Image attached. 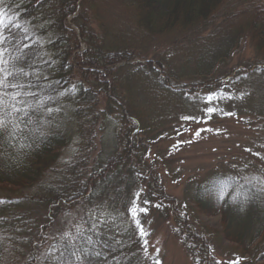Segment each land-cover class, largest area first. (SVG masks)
Instances as JSON below:
<instances>
[{
  "label": "trees",
  "instance_id": "1",
  "mask_svg": "<svg viewBox=\"0 0 264 264\" xmlns=\"http://www.w3.org/2000/svg\"><path fill=\"white\" fill-rule=\"evenodd\" d=\"M101 8L110 15L97 32L86 11ZM248 42L254 57L231 65ZM229 83L261 93L252 144L189 180L185 198L221 217L207 229L239 253L230 264H264V0H0V264H162L148 246L152 208L181 224L193 264H223L153 155L203 125L198 102ZM159 99L183 117L166 124L171 111L149 107ZM103 131L108 148L92 165ZM75 138L84 146L61 166Z\"/></svg>",
  "mask_w": 264,
  "mask_h": 264
},
{
  "label": "rangeland",
  "instance_id": "2",
  "mask_svg": "<svg viewBox=\"0 0 264 264\" xmlns=\"http://www.w3.org/2000/svg\"><path fill=\"white\" fill-rule=\"evenodd\" d=\"M86 12V16L90 18V26L100 32L98 19L108 18L110 15L108 10L103 8L88 9ZM84 50L85 46L82 45L80 52ZM186 57L188 56L185 53L172 54L169 56V61L174 65H181L185 62ZM242 57L247 59L254 57L253 44L245 43L242 50L233 56L231 65ZM124 66L122 64L117 67ZM225 66L230 67V62L224 64L218 73H224ZM182 82L189 81L187 79ZM227 87L230 88L210 93L207 101L198 102L197 107L205 110L204 115L207 119L203 125L193 128L177 143L161 144L154 150L156 154L153 155L157 161L156 168L162 177L166 193L168 196L177 199L181 213L184 212L182 215L186 216L184 219L187 220L188 224L196 227L199 232H203L213 247L216 258L223 264L236 263L237 257L239 258L240 255L233 249L231 243L222 242L218 237L209 235L207 228H221V217L197 214L192 204L186 201L185 192L189 180L193 178L202 179L212 170L223 167V163L233 159L232 155L241 151L249 142L252 144L253 132L250 128L258 126L253 114L261 93L257 85L251 83L242 86L229 83ZM202 96L204 97L206 94L203 93ZM139 98L145 102L148 101L145 93L143 95L139 93ZM177 104H179L177 101H161L159 99L152 101L149 107L157 113L163 107V111L167 113L171 111L169 116H165V119L172 121L169 123L166 120V124H171L175 119L179 120L184 115L183 109ZM113 125L109 122L106 131L108 129L115 130ZM75 126L78 129L77 125ZM106 131L100 134L98 132L97 139L93 142L92 165L95 160L99 159L100 153L108 148L107 141L104 139ZM262 136L264 135L262 134ZM82 146H84V142L80 138H75L70 146L62 151L60 165L64 166L65 163L74 158ZM164 159L166 160L165 163L163 162ZM151 211L152 213L148 217V227L151 232L148 246L151 255H158L162 264H193L192 259L183 248L181 238L178 237L177 232L179 233L181 224L175 220L174 215L163 214L155 208H152ZM78 212H71L68 217L59 216V223L61 221V224L64 225L63 222L70 221L69 216L77 219L80 215ZM58 221L55 226L56 229L58 228L57 225L59 226ZM60 228V230H64L62 225ZM181 235L186 237L185 232H181ZM246 263L242 260L239 261V264Z\"/></svg>",
  "mask_w": 264,
  "mask_h": 264
}]
</instances>
